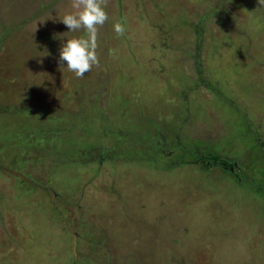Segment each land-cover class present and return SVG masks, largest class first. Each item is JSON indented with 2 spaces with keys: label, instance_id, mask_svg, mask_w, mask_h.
<instances>
[{
  "label": "rangeland",
  "instance_id": "rangeland-1",
  "mask_svg": "<svg viewBox=\"0 0 264 264\" xmlns=\"http://www.w3.org/2000/svg\"><path fill=\"white\" fill-rule=\"evenodd\" d=\"M105 10L77 78L71 0H0V264H264V6Z\"/></svg>",
  "mask_w": 264,
  "mask_h": 264
},
{
  "label": "clouds",
  "instance_id": "clouds-1",
  "mask_svg": "<svg viewBox=\"0 0 264 264\" xmlns=\"http://www.w3.org/2000/svg\"><path fill=\"white\" fill-rule=\"evenodd\" d=\"M109 0H71L74 12H68L60 19L68 28V32H78L81 29L86 36H78L66 40L59 51L58 64L65 65L75 73L77 78H82L91 71L93 66L99 65L98 33L109 19L105 10ZM259 6H264V0H258ZM117 36L126 32L125 22H116L113 25ZM47 54V52H46ZM45 54V55H46Z\"/></svg>",
  "mask_w": 264,
  "mask_h": 264
},
{
  "label": "flooded vegetation",
  "instance_id": "flooded-vegetation-1",
  "mask_svg": "<svg viewBox=\"0 0 264 264\" xmlns=\"http://www.w3.org/2000/svg\"><path fill=\"white\" fill-rule=\"evenodd\" d=\"M179 132L180 131H177L173 137L168 136V137H166V139H161V140H178L177 136L179 135ZM117 133H119V134L122 133V130L118 129ZM117 133H116V136L113 137L114 140H120V139H122L123 136H125V134L123 136H120L121 134L117 135ZM166 153H168V152H166ZM171 154H172V152H171ZM171 154L169 153V154H166V156L165 155L164 156L166 158H168L169 156H171ZM209 162H211L212 164H215L217 166H221V168L226 169L228 172L232 173L233 175L236 173V170L234 169L236 166L235 162H226L225 160H223L222 158H220L216 154L215 155L213 154L209 157Z\"/></svg>",
  "mask_w": 264,
  "mask_h": 264
},
{
  "label": "trees",
  "instance_id": "trees-1",
  "mask_svg": "<svg viewBox=\"0 0 264 264\" xmlns=\"http://www.w3.org/2000/svg\"><path fill=\"white\" fill-rule=\"evenodd\" d=\"M80 196H82V195H80V193L78 195L74 196V199L77 202V209H75V210H77L78 212L80 211V210H78V208H82V210H84L86 208L84 205V201H83L82 197H80ZM74 199H73V201H74ZM81 200L83 201V204H81V206H80L79 201H81Z\"/></svg>",
  "mask_w": 264,
  "mask_h": 264
},
{
  "label": "water",
  "instance_id": "water-1",
  "mask_svg": "<svg viewBox=\"0 0 264 264\" xmlns=\"http://www.w3.org/2000/svg\"><path fill=\"white\" fill-rule=\"evenodd\" d=\"M12 174H14V175H16V176H19V177H21V175L20 174H18V173H16V172H11ZM24 179V178H23ZM25 180V179H24Z\"/></svg>",
  "mask_w": 264,
  "mask_h": 264
}]
</instances>
